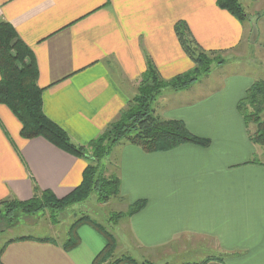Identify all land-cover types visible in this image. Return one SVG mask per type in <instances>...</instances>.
I'll list each match as a JSON object with an SVG mask.
<instances>
[{
	"label": "crops",
	"instance_id": "obj_1",
	"mask_svg": "<svg viewBox=\"0 0 264 264\" xmlns=\"http://www.w3.org/2000/svg\"><path fill=\"white\" fill-rule=\"evenodd\" d=\"M251 6L258 12L264 0ZM2 20L33 53L44 114L77 146L93 141L137 94L147 61L165 80L193 68L175 34L177 22L206 51H233L246 32L216 0H0ZM211 73L181 90L165 89L155 113L181 120L192 134L210 140L207 147L183 143L146 152L120 142L103 158L120 180L113 209L124 212L145 201L120 219L119 253L172 257L178 264H264V164L252 162L262 151L237 110L258 78L234 71L207 87ZM20 129L0 104V201L28 200L35 186L57 198L68 195L81 183L88 160L41 137L24 139ZM72 223L62 238H8L0 264H92L105 238L81 224L78 244L66 250Z\"/></svg>",
	"mask_w": 264,
	"mask_h": 264
},
{
	"label": "trees",
	"instance_id": "obj_2",
	"mask_svg": "<svg viewBox=\"0 0 264 264\" xmlns=\"http://www.w3.org/2000/svg\"><path fill=\"white\" fill-rule=\"evenodd\" d=\"M217 6L230 13L240 23L246 19L241 0H216ZM175 34L185 54L193 62V68L170 80L161 77L155 65L149 60L140 78L137 94L104 130L87 146H77L68 134L51 121L42 110V88L37 85L38 70L31 50L18 37L13 26L0 21V104L5 105L21 125L20 135L24 139L41 137L78 158L89 159L83 171L81 183L68 195L57 198L50 190L34 187L28 200L10 199L0 201V231L10 228L21 214L49 210L62 211L86 200L95 193L101 203L120 197V180L114 175L99 171L100 161L111 148L120 142H130L146 152L171 149L179 144L190 143L207 147L210 140L192 134L181 120H167L155 114L152 104L165 89L181 90L206 76L214 64L223 63L221 50L202 49L193 39L184 22L174 26ZM237 110L243 118L251 142L260 147L262 160L255 157L252 162L264 164V81L256 80L237 103ZM254 126V130L249 128ZM90 151L91 153L89 154ZM145 205L144 200L129 205L126 211L114 212L113 220L135 214ZM87 224L101 234L106 241L104 248L95 256L92 264H103L111 258L116 246L114 236L103 225L91 217L81 216L69 228L68 239L63 243L66 250L78 244L76 229ZM207 261L199 263L205 264ZM107 264H139L133 258L123 255L110 259ZM148 264V263H142Z\"/></svg>",
	"mask_w": 264,
	"mask_h": 264
},
{
	"label": "rangeland",
	"instance_id": "obj_3",
	"mask_svg": "<svg viewBox=\"0 0 264 264\" xmlns=\"http://www.w3.org/2000/svg\"><path fill=\"white\" fill-rule=\"evenodd\" d=\"M253 3L254 0H241V5L246 14L244 23H241L244 24L246 28L245 37L240 45L233 51L221 52V58L223 59L222 64H224V66L222 68H216L217 66H220L222 64H214L212 66V76L211 80H209V84H207V87L216 86V78L213 80L214 83L212 82V79L214 77H221L222 74L225 75L227 73H233L234 71H243L244 73L248 74L251 72L252 77H256L258 78L257 80L264 81V9L256 12V10L251 6ZM203 77L204 76H202L201 78ZM176 99H178L177 96L176 98H171L167 101H177ZM156 100L153 102L152 108L154 112L158 114V112L156 111L158 110L156 106ZM162 101H165V99H163ZM262 117L264 118V112L262 114ZM249 128L251 130H254L253 125H250ZM88 152L89 154L91 153L90 151ZM262 157L263 156L259 158L262 160ZM87 160V163H90V160ZM107 160L108 159H102L99 164V171L106 176L108 174H112L111 172L113 171L112 167L109 166L111 161L109 160V162L107 163ZM115 199L117 198H111L109 201L101 203L97 200V196L93 192L83 202L76 203L62 211L52 212L49 210H44L38 211L36 213L21 214V216H19L17 221H14V224L10 228H5L4 230L0 231V249L8 238L19 235L31 234L36 236H45L49 234L52 237L58 235V238H62L63 229L67 228L69 224H71L73 221L75 222L83 215L84 217H91V219H93L96 223L103 225V227H105L107 231L114 236L115 243L117 244L118 239L116 238L115 231L123 226L120 223L122 222L120 220L122 219V217L119 219L120 221L117 220V222L112 218L114 212H117L113 209V201ZM0 225L4 226L3 224ZM129 242L131 244V247L135 248L132 241L129 240ZM122 247L123 246L120 247L119 245L115 246L110 258L111 260L126 255L133 258L139 264H178V262L176 263L171 260L172 257H152L148 259L147 257H144L146 258L144 259L142 257L135 258L133 256H130V254L127 252L121 254L119 252L121 251ZM167 256H169V254ZM109 260H107L103 264H107Z\"/></svg>",
	"mask_w": 264,
	"mask_h": 264
}]
</instances>
